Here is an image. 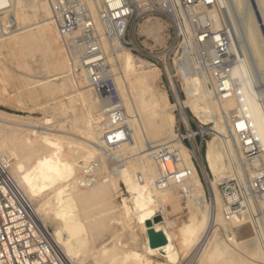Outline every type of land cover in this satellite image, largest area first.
<instances>
[{"label":"rangeland","instance_id":"rangeland-1","mask_svg":"<svg viewBox=\"0 0 264 264\" xmlns=\"http://www.w3.org/2000/svg\"><path fill=\"white\" fill-rule=\"evenodd\" d=\"M225 1L226 0H223L222 3ZM27 3L28 0H23L24 5H27ZM223 4V9H210L213 10L214 13H216L217 18V21L215 23L216 26L212 25V29L220 30L228 27L233 39L234 28L232 27V22L230 21V19H228V11L225 10L226 6ZM27 8L29 9V7L25 8V12L23 14L24 23L21 25H29L36 21L35 15H32V10H28ZM208 8L209 7H207V9ZM200 11L202 12V9H200L199 12ZM0 12V42H4L3 46H0V111L5 112V114L0 113V118L7 119L10 122V125H4L0 123V154L3 155L2 153H5V156L6 154H8L10 162L13 161L12 159L15 157L14 160L17 159L19 161H23L24 164H28L32 160V157L27 158V151L29 150L28 148H30L31 145L44 143L48 146H51L50 141L52 140V143L54 145L56 143V146L53 147L52 144V147L56 148V150L58 148L61 149H58L57 151L63 155V158L64 156L67 157L66 159L69 158L71 160L70 163H72L73 161L75 163V160H77L80 155H91V158L88 156V160L83 163H81L80 160H77L78 163L75 164L77 166H80L79 168L75 166V170L77 169V171L74 170L75 177L78 178L76 185L78 187H84V184H86L90 179H93V182L91 181L93 187L91 186L89 198L82 201L76 200L75 204L73 205V210L75 211L76 215L79 216L83 226V230L80 231L79 234L86 240L83 245L85 247H82V249L80 250L83 254L87 255H85V257L81 258L80 260L83 262L86 260H91L89 259V257L91 255H94L95 257L99 258L97 264H108L112 262L110 258L114 256L115 261H117L115 262V264H122L123 260L121 259H124L126 254L132 253L133 251L144 253L143 248L145 247V233L141 230V227L138 226V224H136V222H134V220L132 219L133 213L131 206L126 203V197H128L129 194L127 193L126 187L121 181L119 182L117 178L119 177L118 173L122 166H124V164L125 167L130 165L126 168H129L130 172L132 171L133 173H135L134 175L137 174L138 176H141L142 173L144 174L143 170H145V168L141 165L146 163L142 162L141 164L140 161L142 160L135 159V157L137 158L138 155L141 156L142 154L150 151H146L137 155L135 153L136 151L131 150V146L136 147V145H132L131 143L128 144L127 141H129V136L132 135V133H136L138 138L137 143L139 150L145 149L144 138H148L152 135L151 131L156 124L155 119H159V116L155 111L156 108L153 106V104H151V99L148 101L149 97L147 98L146 95L152 96L154 94V96H160V93H164L166 101L174 104L173 108H171V111L174 115L172 127L173 135H176L174 137H180L181 144H183L182 136H185V131L182 124L184 123L185 127L189 130L191 128L190 126H192V130L198 137H200L199 134H202L203 139V144L199 147L194 148V151L197 148H199V151H188L184 144L183 146L185 147V153L190 156L195 169H197L199 173L198 177H200L199 179L201 181L205 196L204 204H206V206L204 208V212H200L198 214V210H195L197 215L195 216L194 214H191L192 211H194V207L191 202L183 194L177 196L178 194H176V192H171L174 190L172 186L169 194L171 193V195H173L174 201L176 203L175 205L177 206L175 207L177 210L172 206L173 203H167V205L165 206V209L168 212H166L167 219H169L170 221H174L176 224V229L174 230L175 232L179 231L177 233L178 238H181V235H179V233L182 234V227L186 226L190 222L197 221L198 224H201L202 226V233L200 238L190 243V245L186 242V245H189L188 247L185 245V242L183 243V241L181 240L182 238L179 239L180 241H182V244L181 242L179 243V252L181 257L180 259L182 260L179 261V264H226L225 259L227 258L225 257V254H222L223 247H227L230 250L232 248L231 253L233 254H231V257H228V259L230 258V261H232L231 264H240V259L243 256L241 252L244 251L243 248H240V246L242 247V241L244 238L246 239L251 236L252 228L248 224L238 227L232 224H226L222 218L221 199H218L217 194L215 195V197H217L219 206L215 205L216 202L214 203V205H212L213 201L210 202V199L213 200V195L210 191H208V180L210 179L212 181L214 180V177L210 172L207 163V155L208 150L212 148V141L214 136L216 135V133L214 132L218 131L219 128V130H222V133L223 131L225 132L223 135L227 138V140L230 139L229 143L231 144V151L235 158L236 147L233 143V136H230L228 134H231L230 130H232L234 126L235 127L233 131L240 130L241 124L238 123L239 121L235 118V115H233V113L227 114L228 119H222L219 117V120L221 119V121L214 122V120L210 119L206 123H202L198 120V118L194 116L185 93V77L191 78L190 81L192 82L189 81V83H192L191 88L195 89L196 87L194 88V86L200 85L201 87H198L202 88V90H205L206 93L209 92V94L207 93V95L209 96H212L213 92L210 88L205 86V81L201 79L200 75L196 74L192 70V67L196 66L198 62V56L195 54L194 50L190 48L192 47L191 44L188 43L187 40L183 41L181 37H179L176 42H174L176 32L178 33V28L171 20V18H173L172 13H167V17H160L159 14L152 12L145 15L139 22L134 36L136 45L142 50L144 55L142 57H137V55L135 56V54H132V56L135 59L139 58L147 61L149 65L146 66L145 69H154L156 66L158 68V75L157 78L151 79L152 81L150 80L144 83L143 87H135L139 90L141 88H145L147 90L150 89V92H148L151 94H149L146 90L145 96L143 98L147 99L148 102L143 99L141 100V98L135 94L138 92V90H134L131 79L128 78L126 80V86L127 88L129 87V90L131 92L130 94L132 100L135 103L136 112L132 111V109H129L126 105H124L123 93H121V90H117L119 91L118 94L123 106L124 113L126 115V119L127 121L131 120V128H129V136L124 142L127 143L126 145L122 144L118 148L107 151L102 150L99 147L100 138L97 137L99 136V134L101 136V133H99V131L102 129V127L100 126V128L99 124L103 120L102 116L104 111L103 108H101V105L99 107L98 104L100 103L99 99L101 98L93 91L89 82L86 80V74H84V71L79 67L78 55L73 53L70 47H66L63 39L59 37V35L58 37L56 36L57 39H53L48 31L42 30L40 32L37 30V28L29 30V32H27L23 38H20L22 40H19L17 38L15 45L11 44V38H5L9 34L5 35L4 33L11 31L13 27L15 28L16 23L13 24L8 20L9 11H7V9L5 11L4 9L2 11L0 10ZM211 21L212 24H214V21L212 19ZM242 21L241 18H237L235 20L236 25L238 24L236 27L238 30L241 29L242 23L240 22ZM151 23H153L154 26L158 28V32L154 33V36L148 35L144 30V27L146 25L148 26ZM9 24H13L12 27ZM7 27H11L10 30ZM5 42H10L11 45H7L5 44ZM17 42L20 44L18 45ZM114 42L118 44L117 41ZM233 44V48L236 50L239 60L240 55H242V51L239 52L237 50V46L235 45L234 40ZM115 45L116 44L112 43L113 48H110V46H108L109 49H105L106 51H104L105 56L103 62L105 63L106 69L109 71V75L111 76V79L114 82L115 86L117 85L116 89H118L120 80L118 79V74H116L117 70L114 69L115 65L111 66L112 64H114V62L113 59L110 58L113 57L114 52H121L119 50L121 48H116L114 47ZM121 50L123 51V49ZM109 53L110 55L112 53L113 54L110 56ZM66 59L68 62H64L65 64H61V62L63 60L66 61ZM162 66L166 68V73L162 69ZM168 80L170 81L171 86L168 84ZM194 80L195 82L197 81L198 84L194 83ZM252 80L251 92L255 96L256 101V97L259 94L255 84H259L263 87L264 83L262 80L258 79V76L256 75L252 76ZM142 101H144L143 104ZM178 101H187L182 108L184 115L180 109V105H178L177 103ZM166 110H168V108H166ZM229 112H231V110ZM10 115L11 117H8ZM131 116H138L140 122H138L136 118L130 119ZM231 116L235 119L233 118L232 120ZM89 120H91L92 128L97 125L100 128L98 131L92 130L93 137L95 135L97 137V140L99 139V142L97 140H94L93 137L89 136L90 134L88 133V130L84 129L85 122H88ZM223 121H225L224 126L226 128L222 125ZM149 125L152 127L150 131L148 130L150 129ZM236 126L239 128L237 129ZM179 129L182 136H180L178 133ZM86 133H88V135ZM44 136L47 138H45ZM41 138L43 139L42 142ZM46 139H48V142L44 141ZM34 140L36 142L33 143ZM95 141L99 144H97ZM174 141L176 142L177 140ZM191 142H193V140H191ZM89 145H91L95 149L97 148V150L92 149V153L96 151L94 155H92V153H87V149L88 147H90ZM164 145L155 147H160L157 150H155L154 148V150L157 151V154L155 153V155L149 156L147 157V159H152L157 164H160V160L170 155V150L168 148L169 143L168 145ZM221 153L224 155V157L227 158V150H222ZM136 160L139 161V164ZM100 162L102 163L100 164ZM82 166H84V168ZM230 168L231 172L226 173V177L222 178L221 180L236 175V172H238V170L233 163L229 164V169ZM78 169L82 171H79ZM146 170L147 172H152L149 169ZM163 174L156 175L157 179H160ZM81 175H83L84 178H82ZM94 178H96L97 180ZM167 182L168 180L165 184H162L159 181L156 182L155 186L157 188H160L163 185L167 186ZM94 185L95 187H97L94 188ZM50 190L51 189L45 190L37 197H34L33 201L27 195L26 196L29 200H31L33 206H35L37 202V205H40V199L42 197H45L47 195V192H49ZM53 204L54 203L52 202L47 204L45 211H37V217H43L44 222L42 224L52 235L55 231L59 230L58 226L61 223V218L57 217L53 213L55 207ZM213 206L215 207V210ZM174 211L176 213L173 215ZM42 212H44V214ZM201 215L203 217H200ZM211 218L212 220H215L217 228L210 237H207ZM104 222L107 223L105 224ZM257 235L259 237L257 241H259L260 239L264 248V229L261 233V236L258 232ZM231 238L232 242H230ZM200 239H203L202 250H199L200 244L198 242ZM233 240H238L240 244L238 245ZM88 250L94 251V253L92 254ZM88 253H91V255H89ZM74 254L78 253H76L75 251ZM145 256L148 259L150 257L149 260L154 261L155 263L157 261H164L162 260V258H157L154 255L146 254ZM83 262L77 264H81ZM137 263L140 264V261H138ZM175 264H178V261Z\"/></svg>","mask_w":264,"mask_h":264},{"label":"bare ground","instance_id":"bare-ground-1","mask_svg":"<svg viewBox=\"0 0 264 264\" xmlns=\"http://www.w3.org/2000/svg\"><path fill=\"white\" fill-rule=\"evenodd\" d=\"M222 1L217 0L216 6L214 8L206 6V8L204 10V16H201L200 20L203 21L205 19V17L211 18L214 21L213 25L216 26L215 25V23L217 21L216 13H214V11L210 10V9H214V10L223 9L224 8V7H222L223 3H224L223 5H225L227 7V9L225 7V10L228 11V13H227L229 16L228 19H230V21L232 22V25H233L232 27L234 28L233 31L235 33V35L233 33L234 43L237 46V50L239 52L242 51V55H240L237 64L235 65V67L232 70V77L234 79H236L239 83L238 91L235 92L233 95L227 97V98L226 97L225 98H218L214 93L212 96L211 95L209 96V95H207V93L209 94V92L206 93L205 90H202V88H200L201 87L200 85L194 86V88L196 87L195 89L191 88L192 83H189L191 78L185 77V84H186L185 93H186V96L188 99L187 101L190 103L191 111L193 112L194 116L196 118H198V120L201 121L202 123H206L210 119L214 120V122L215 121L216 122L221 121V119L219 120V117L222 119H225V118L228 119L227 114L233 113V115H235V118L239 121L238 123L241 124L240 130H238V131L234 130V131L239 132L245 128L246 129L250 128L252 130V132L258 137V139H260V141L264 145V112L257 103V99H258L259 95L256 97V101H255V96L251 92L252 91L251 85H252V81H253L252 80L253 75L258 76V79L262 80L264 83V0H226L223 3H222ZM24 4H23V0H0V10L2 11L4 9V11H5L7 9V11H9V16H8L9 19L8 20L13 24L16 23L15 28L13 27V29L11 31L4 33L5 35L9 34L5 38H11V44L15 45L17 38L19 40H22L20 38H23L26 35V33L29 32V30L37 28V30L40 32L42 30L48 31L53 39L54 38L57 39L59 34H57L58 33L57 29L54 26V24L51 20V17H49L50 10H49V5H48L47 1L46 0H28L27 5H24ZM26 7H29V9L32 10V13H33L32 15L33 16L35 15L36 21H34L33 23H31L29 25H21L24 23L23 14L25 12ZM207 7H209L208 8L209 10L207 9ZM207 11H208V14H207ZM237 18H241V21L243 20L242 22H240V23H242V26H241V29H239V30L236 28L238 24L236 25V23H235V20ZM219 22H220V19H219ZM12 25H10V26L12 27ZM7 28H9V27H7ZM10 28H9V30H10ZM144 30L150 36H154V33L158 32V28L155 27L153 23L149 24L148 26L146 25L144 27ZM19 40H18V42H19ZM114 41H117L118 44L115 43ZM18 42H17V44L19 45L20 43H18ZM112 43L116 44L114 47H116V48L120 47L121 49H123V51L121 49H119L121 51L120 53H115V52H114V54L112 53L113 57H110L113 59V62H114V64H112L111 66L115 65L114 69L117 70L116 74H118V79L120 80L117 90H121V93H123L124 105H126L129 109H132V111L136 112L135 103L131 98V94H130L131 92L129 90V87L127 88V86H126V80L128 78L131 79V83L134 86V90H136V91L138 90V92L135 94L137 96H139L142 100L145 96V93H146L145 91L147 89L141 88L139 90L136 88L137 87L138 88L143 87L144 83L150 81L151 79L157 78L158 68L155 66L154 69H145V67L148 66L149 63L147 61L139 59V58L135 59L132 56V54L126 48L120 46L118 39H114V40H112V42L111 41H103L104 51H106L105 49L108 48V46H110V48H113ZM3 44H4V42H0L1 47L3 46ZM5 44L9 45L10 42H8V43L5 42ZM78 51H79V49L76 48L72 52L78 53ZM109 55H110V53H109ZM64 62H68L67 59H66V61L63 60L61 62V64H63ZM67 67H68V65H67ZM68 70H69V68H68ZM129 76H131V77H129ZM85 77H86V80L88 81V78L86 75H85ZM194 79H196V78H194ZM190 82H192V81H190ZM194 83H197V81L195 82V80H194ZM150 84H151V82H150ZM198 86H200V87H198ZM148 91L150 92V89H148L147 92ZM260 93L261 92L258 90V94H260ZM149 94H151V93H149ZM160 94H161L160 96H158V95L154 96V94L152 96L146 95L147 98L149 97L148 101L151 99L150 100L151 104H153V106L156 108V110H155V108H154V110L158 114L159 119L158 120L155 119L156 124L154 125V127L151 131L152 135L150 137L147 136L148 138H146L144 136L145 137L144 138L145 139V146H144L145 149L141 148L142 150H139L138 143H137L138 138H137L136 133H132V135L129 136V141H127L128 144L131 143L132 145H136V147L131 146V150L136 151L135 153L137 155L140 153H144L146 151H150V152L142 154L141 156L136 155L137 158L135 157V159H138V160L141 159L142 160V161H140L141 164H142V162L146 163V164L141 165L142 167L145 168V170H143L141 168L144 171V174L142 173L141 176H138L137 174H136L137 176L134 175L135 173H133L132 171L130 172L129 171L130 169L126 168V167L130 166L128 164H127L128 166L125 167V164L123 163L124 166H122L121 169H120L121 166L119 167L120 171L118 173L119 177L117 179L119 182L121 181L123 183V185L126 187L127 193L129 194V196L126 197V203H128L131 206L132 213H133L132 219L134 220V222H136V224H138V226L141 227V230L145 233V240H144L145 247L143 248L145 254L143 252L139 253L136 251H133L132 253H128V254H126L124 259L120 258L121 260H123L122 264H138L137 263L138 261H140V264H167V263H174L175 264L178 261V264H179V261L181 260L180 259L181 258L180 252H179V245H180L179 243L181 242V244H182V241H183V243L185 242V245L187 243L190 245V243H192L196 239H199L201 236V233H202L201 224H198L197 221L196 222L194 221V222H190L186 226L182 227V232H181L182 234L179 233V235H181L182 239L178 238L177 233L179 231L175 232V230H174V229H176L175 222L167 219V213L168 212L165 209V206L167 205V203H173L172 206L175 209L177 207L175 205L176 203L174 201L173 195H171V193L169 194L171 186H172V188H174V190L171 192H173V193L176 192V194H178L177 196L183 194L191 202V204L194 207L193 208L194 211L191 210L192 211L191 214H194L196 216L197 214H196L195 210H198V212H197L198 214L200 212L201 213L204 212V208H205L206 204H204L205 196H204V191H203V188L201 185V181L198 177V174H197V171L193 165V162L190 159V156L185 153V147L183 146V144H181V138L180 137H174L176 135H173V132H172L174 115L171 111V108H173L174 104L166 101V97H165L164 93H160ZM143 100L147 101V99H143ZM187 101H183V102L178 101L177 102L178 105H180V107H181L180 109H181L182 113H183L182 108ZM99 102H100V103H98L99 107L101 105V108H103V110H104L103 116H102L103 120L99 124V127L100 126L102 127L104 125V123L106 122V111H107L108 105H107L105 100L99 99ZM143 103H144V101H142V104ZM165 107L168 108V110H166ZM230 110H231V112H229ZM0 113L5 114V112H3V111H0ZM183 115H184V113H183ZM8 117H11V115ZM133 118H136V120L138 122H140L138 116H136V117L131 116L130 119H133ZM231 118L233 120L234 117L231 116ZM10 121H12V120H10ZM225 121H223V124H222L223 126H224ZM127 122H128L129 128H131V125H130L131 120L130 121L128 120ZM0 123H2L4 125H6V124L10 125L9 124L10 122L4 118H0ZM91 124H92L91 120H89L88 122H85L84 129H87L88 133L90 134L89 136L93 137L92 130L98 131L101 127L99 128L98 125L95 124L97 126H94L92 128ZM234 127L232 128V131H233ZM151 128L152 127L150 126V129H148V130L150 131ZM238 128L239 127H237V129ZM223 130H224V128H223ZM220 131L222 133V130L221 129L219 130V128H218V131L214 132V133H216V135L214 136L213 141H212V148H210L208 150V155H207L208 156L207 157V159H208L207 163H208L210 172L212 173V175L214 177V180L211 181L209 179V181H211L212 186H213L214 203L216 202V204H215L216 206H219V204L217 201V197H215V195L216 194L218 195L219 200H220V196L217 193V191L215 190V184H217V182L220 181L222 178L226 177L225 176L226 173L231 172V168L229 169V164L233 163L235 165V167L237 168L238 172H236V175H239L243 171V163L241 160L239 150H238L236 143L234 141V138H233V143L236 147L235 158H234L233 153L231 151L232 150L231 144L229 143L230 139L227 140V138L223 135L225 132L223 131V133L221 134ZM230 132H231V130H230ZM88 133H86V134L88 135ZM99 133H101V130L99 131ZM228 133H229V130H228ZM228 135L232 136L231 134H228ZM97 137L100 138V134ZM97 137L94 135V137H93L94 140H97ZM13 138H14V136H13ZM45 138H47V137H45ZM48 139H46L44 141L48 142ZM174 140H177V141L175 142ZM42 141H43V139L41 138V142ZM34 142H36V141L34 140L33 143ZM50 142H51L50 143L51 146H48L45 143L44 144H37V145L35 144V145H31L30 148H28L29 150L26 148L27 147V145H26L25 148L28 150L27 151L28 153L26 152L27 158L32 157V160L28 164H24L23 161H19L17 159L14 160L15 157L12 159L13 161L10 162V160L8 158V154H6V156H5L4 155L5 153H2L3 154L2 156L6 159L8 165L10 167L9 168L10 174L15 179V181L17 182V184L19 185L21 190L24 192V194L27 195L32 201H33L34 197H37L38 195H40L45 190L51 189L49 192H47V195L45 196L47 198L42 197L40 199L41 204L37 205V203H38L37 202L35 204L36 209H35V206H34V209H35L36 213H37V211L38 212L45 211L47 204H49L51 202L54 203L53 205L55 207H54L53 213L57 217L61 218V223L58 226V229H59L58 231H55L53 235L50 232L49 233H50L56 247L58 248L60 253L66 258V260L70 264H75V263L77 264V263L83 262L80 259L85 257V255H87V254H83L80 250V249H82V247H85L83 245H84V242L86 240L84 238H82L81 235L79 234V232L83 230L82 229L83 226H82V223L80 221L79 216L76 215L75 211L73 210V207H74L73 205L75 204L76 200L82 201V200H86L89 198L91 186L93 185L91 183V181L93 179H90L88 182L86 181L87 183L84 184V187H78V186H76L78 178L75 177L74 172L77 171V169L75 170V166L78 168L80 166V165L77 166L75 164V163H78L77 160H80L81 163H83V162L88 160L89 155H85V154L80 155L77 158V160H75L76 161L75 163L73 160H72L73 162L70 163L71 160L69 158H68L69 160L66 159L67 157H65V156L63 158V155L57 151L59 148L57 150H56V148H53L56 146V143L54 145L52 143V140ZM168 143H169V145H168ZM52 144H53V147H52ZM97 144H99V143H97ZM126 144L127 143H124V145H126ZM164 144H167L169 146L168 148L170 150L171 155L160 160L159 161L160 164H157L152 159H147V157L155 155V153L157 152L155 150L160 148V147L159 148H155V147L162 146ZM22 145H23V143H22ZM89 146L90 147H88V149L87 148L86 149H87V153L91 154L95 148L92 147L91 145H89ZM154 148H155V150H154ZM0 150H1V148H0ZM59 150H61V149H59ZM95 150H97V148ZM222 150H227V158L224 157V155L221 153ZM12 151H13V149H12ZM95 153H96V151L93 152L92 155H94ZM22 154H25V153H22ZM24 156H26V155H24ZM21 159H22V156H21ZM145 159H146V161H145ZM137 162L139 164V161H137ZM137 162H135V163H137ZM101 163L102 162H100V164ZM164 164H173V168H175V170H172V172L167 173L168 182L166 185L168 187L163 185L160 188L159 187L157 188L155 186L156 182H159L160 180L157 179L156 175H159V174L162 175L165 172V170H163V167L165 168ZM175 164H178L179 167L176 168ZM81 165H83V164H81ZM82 167L84 168V166H82ZM230 167H231V165H230ZM146 169H149L152 172H147ZM78 170L82 171L83 169L82 170L78 169ZM81 176H82V178H84L83 175H81ZM112 178H114V177H112ZM94 179H96V178H94ZM81 180H83V179H81ZM157 180H159V181H157ZM81 186H83V185H81ZM96 187L94 185V188H96ZM78 188H79V190H78ZM101 191H104V190H101ZM98 192H97V194H98ZM91 195H92V193H91ZM215 198H216V201H215ZM214 203L212 205H214ZM168 206H167V208H168ZM168 210H169V208H168ZM214 210H215V207H214ZM42 213L44 214V212H42ZM175 213L176 212L174 211L173 215ZM202 215L200 217H203ZM210 216H211V213H210ZM156 217H159V220L154 221V219ZM39 220H40L41 225L43 226V224H42L44 222L43 217H39ZM147 220H151L152 227L155 230H161L164 233V235L167 239V242L165 245H162V246H159L156 248H150L149 247L148 239H147V235H146L147 227L145 226V222ZM210 220H212V218ZM254 227L252 228L251 236H249L246 239L244 238L242 241L243 245H242V247L240 246V248H243V250H244L243 252H241V254L243 256L240 259V264H259L262 257L264 256L263 255L264 254V248H263L262 241L260 239H259L260 243H259V241H257L259 238L258 237L259 234L257 235V232L260 233V236H261V233L263 232V229H264V223H259L258 226L254 225ZM179 239H181L182 241H180ZM230 240H231L230 242H232V238ZM233 241H235V243H237L238 245L240 244L238 242V240H233ZM198 243L200 244L199 250L200 249L202 250L203 239H200ZM222 250H223L222 254H225V257L227 258V259H225L226 264H231L232 261H230V258L228 259V257H231V254H233V253H231L232 248L230 250L227 247H223ZM75 251L78 254H74ZM88 251H90V250H88ZM90 252L92 254L94 253V251H90ZM91 253L90 254L88 253V254L91 255ZM146 254L154 255L157 258L160 257L164 261H157L155 263L154 261L149 260L150 257L148 256L149 257V259H148L145 256ZM95 258L98 260H96ZM89 259H91L95 264H97V261H99V258L95 257L94 255H91L89 257ZM110 259L112 260V262H110L111 261ZM110 259H109L110 263H108V264H115V262H117V261H115L114 256ZM86 261H88V260H86Z\"/></svg>","mask_w":264,"mask_h":264},{"label":"built area","instance_id":"built-area-1","mask_svg":"<svg viewBox=\"0 0 264 264\" xmlns=\"http://www.w3.org/2000/svg\"><path fill=\"white\" fill-rule=\"evenodd\" d=\"M46 1L59 36L71 51L79 49L75 53L79 67L93 91L108 105L100 136L102 150L118 148L129 136L118 91L103 62V41L118 39L121 47L142 57L144 53L136 45L134 33L141 19L149 13L155 12L160 17L172 13L171 20L178 28L174 42L181 37L191 44L190 48L198 56L192 70L218 98H227L238 91L239 83L232 77L238 54L228 27L213 30L211 18L200 20L206 6L214 8L217 0ZM162 69L166 73L164 66ZM168 84L171 86L169 80ZM255 85L261 92L257 103L264 112V86ZM182 125L185 136L180 134V129L178 133L183 144L188 151H194L203 144L202 134L198 137L192 128L189 130L184 123ZM231 135L239 150L243 171L218 182L215 190L221 199L223 221L236 227L248 224L253 228L264 223V145L250 128L235 133L231 130ZM164 165L165 172L159 179L162 184L167 181V173L175 170L173 164ZM175 167L178 168V164ZM9 168L6 159L0 155V264H70L56 247L48 229L39 222L33 204ZM208 191L213 195L210 202L214 203V190L209 180ZM216 225L214 220L210 221L207 237L214 233ZM81 264L95 263L88 260ZM259 264H264V256Z\"/></svg>","mask_w":264,"mask_h":264},{"label":"water","instance_id":"water-1","mask_svg":"<svg viewBox=\"0 0 264 264\" xmlns=\"http://www.w3.org/2000/svg\"><path fill=\"white\" fill-rule=\"evenodd\" d=\"M159 220V217H156L154 221ZM151 220H147L145 222V226L147 227L146 235L148 239V245L150 248H156L162 245H165L167 242V239L164 235V233L161 230H155L152 227Z\"/></svg>","mask_w":264,"mask_h":264},{"label":"crops","instance_id":"crops-1","mask_svg":"<svg viewBox=\"0 0 264 264\" xmlns=\"http://www.w3.org/2000/svg\"><path fill=\"white\" fill-rule=\"evenodd\" d=\"M191 128H192V126H191ZM196 171H197V169H196ZM197 174H198V176H199V173H198V171H197ZM200 178V177H199Z\"/></svg>","mask_w":264,"mask_h":264}]
</instances>
